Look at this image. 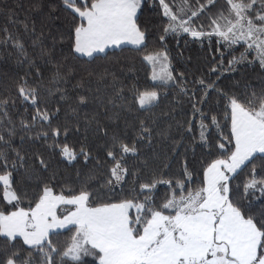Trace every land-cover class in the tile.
Returning <instances> with one entry per match:
<instances>
[{
    "label": "snow or ice",
    "instance_id": "obj_1",
    "mask_svg": "<svg viewBox=\"0 0 264 264\" xmlns=\"http://www.w3.org/2000/svg\"><path fill=\"white\" fill-rule=\"evenodd\" d=\"M0 16L15 64L0 264H264V80L225 75L264 76V0H29ZM169 37L207 41L208 72L176 69ZM137 58L143 84L114 68Z\"/></svg>",
    "mask_w": 264,
    "mask_h": 264
},
{
    "label": "trees",
    "instance_id": "obj_2",
    "mask_svg": "<svg viewBox=\"0 0 264 264\" xmlns=\"http://www.w3.org/2000/svg\"><path fill=\"white\" fill-rule=\"evenodd\" d=\"M29 0H0V9L11 8L14 12L22 19L25 13L28 10ZM17 4L22 7H17ZM6 17L0 16V27L6 24ZM13 27L12 25H8ZM190 40V38H188ZM157 44L153 41H149V47H156ZM168 49L170 56L172 58V63L176 69H185L190 74L199 75L201 72L207 73L211 64L209 63L212 60V53L207 49V41H205V46L202 48L199 43H188L185 44L184 39H180L177 42L175 39L169 37L168 39ZM240 49H237V53ZM129 57L134 56L135 54H128ZM231 54H225V64L230 58ZM133 67V61L131 59L124 62L123 67L119 64H114V68L117 73L121 75H127L128 77H133L134 75L139 76L141 83L145 81V72L143 66L141 65L139 59L137 58L134 62V68L132 71L129 69ZM14 58H9L7 54L0 55V91H4L6 86L12 85V81L15 79L12 76V70H14ZM5 72H8V77L4 75ZM228 77V82L236 83L239 82L240 90L243 91L244 84H250L251 89L259 90L261 87V81L264 80V76L253 68L241 69L235 73H225ZM11 77V79H9ZM215 78V77H212ZM249 89V91H251ZM162 121L164 118H161ZM18 139V138H17ZM27 147V146H26ZM32 148H41V142L31 145ZM42 150V149H41ZM71 179L75 178V167L71 170ZM19 179V176H17ZM63 239V237H61Z\"/></svg>",
    "mask_w": 264,
    "mask_h": 264
}]
</instances>
